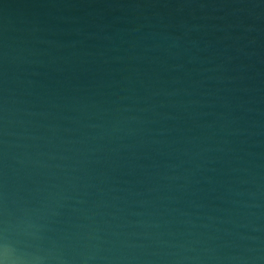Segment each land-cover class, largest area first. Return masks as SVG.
Listing matches in <instances>:
<instances>
[{
  "label": "water",
  "instance_id": "water-1",
  "mask_svg": "<svg viewBox=\"0 0 264 264\" xmlns=\"http://www.w3.org/2000/svg\"><path fill=\"white\" fill-rule=\"evenodd\" d=\"M0 264H264V0H0Z\"/></svg>",
  "mask_w": 264,
  "mask_h": 264
}]
</instances>
